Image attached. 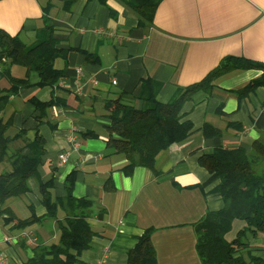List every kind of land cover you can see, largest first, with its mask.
Listing matches in <instances>:
<instances>
[{
  "label": "crops",
  "instance_id": "obj_1",
  "mask_svg": "<svg viewBox=\"0 0 264 264\" xmlns=\"http://www.w3.org/2000/svg\"><path fill=\"white\" fill-rule=\"evenodd\" d=\"M46 7L59 46L70 49L66 58L54 62L65 67V76L55 86H43L38 71L12 64L11 74L28 77L32 85L10 95L0 118L11 122L9 134L24 131L11 143L13 149L29 153L36 139H43L38 172L41 181L51 182L52 199L71 191L93 200L88 217L92 241L75 264H128L129 250L149 228L158 264H202L194 224L208 210L223 208L225 201L216 190L221 180H210L200 157L217 145L253 149L264 131V84L242 96L238 90L264 70L234 69L214 81L210 95L199 91L187 99L181 120L192 122L191 134L161 151L155 168L136 166L130 174L127 158L107 147L105 100L122 97L149 108L157 101L174 102L227 56L264 63V0H162L152 25L139 23L122 0H76L69 7L65 0H0V28L21 33L34 46ZM0 86H11L1 69ZM55 94L68 105L44 107L34 101L47 102ZM206 123L221 133L205 135ZM61 153H68L67 162L61 161ZM12 170L9 158L0 162V174ZM28 182L26 193L0 201V253L7 264H22L34 255L31 236L57 242V218L67 216L60 206L57 218L15 227L18 219L48 213L40 181L31 176ZM10 216L14 219L8 223ZM245 226L244 220H234L227 238H236ZM16 235L21 237L5 240ZM246 238L240 253L264 259V232L249 231Z\"/></svg>",
  "mask_w": 264,
  "mask_h": 264
},
{
  "label": "trees",
  "instance_id": "obj_2",
  "mask_svg": "<svg viewBox=\"0 0 264 264\" xmlns=\"http://www.w3.org/2000/svg\"><path fill=\"white\" fill-rule=\"evenodd\" d=\"M75 1L65 0V6L69 7ZM161 1L122 0L135 11L139 23L143 25H152L155 11ZM48 8H45L44 26L37 30L40 41L34 46L30 47L21 33L12 35L0 28V69L2 75L11 83L9 88L0 86V108L8 104L12 93L16 94L21 88L32 85L28 77L17 78L11 74V66L14 63L38 71L41 76L39 84L43 86H55L65 76V67L57 68L54 62L57 57L66 58L70 49L59 46L60 41L55 35L56 28L50 24ZM239 68L264 70V63L244 56H227L204 79L187 86L177 100L170 103L157 101L149 108H141L133 100L122 97L106 99L105 107L110 119L104 126L108 149L127 158L125 171L128 174L136 166L155 168L157 155L161 151L185 140L191 134L192 122L181 120L184 102L199 91L210 95L215 86L214 81L219 76ZM263 84L264 72L261 77L238 90V94L242 96ZM34 101L44 107L53 104L68 105L65 99L57 94L47 102L36 98ZM10 125L11 122H4L0 118V162L9 158L13 164L12 171L0 174V201L26 193L30 189L29 178L36 176L48 207L46 216L37 217L33 213L29 219H18L15 227H25L47 217L57 218L60 206L67 213L64 219L57 218L61 231L59 240L52 243L37 242L34 255L22 264H75L79 260L78 254L89 247L92 241L93 232L88 217L92 214L94 202L88 198H77L71 191L65 198L52 199L49 191L51 182L41 181L38 172V164L44 151L43 139L38 137L35 145L29 144V153H24L23 147L13 149L11 143L17 137H22L24 131L15 135L9 134ZM203 131L205 135L221 133L208 123ZM200 162L211 172L210 180H221L216 190L225 201L223 208L208 210L194 224L196 248L202 264H249L251 261L254 264H264L263 258L251 256L247 259L240 253L241 248L247 244V232H264V131L254 141L251 151L240 146L217 145L203 153ZM13 219L14 217L10 216L5 221L9 223ZM236 219L244 220L246 226L238 232L236 238L229 240L227 234ZM152 233L153 229L149 228L139 236L136 245L128 252V264H158Z\"/></svg>",
  "mask_w": 264,
  "mask_h": 264
},
{
  "label": "built area",
  "instance_id": "obj_3",
  "mask_svg": "<svg viewBox=\"0 0 264 264\" xmlns=\"http://www.w3.org/2000/svg\"><path fill=\"white\" fill-rule=\"evenodd\" d=\"M59 156L62 162L68 161V153H61ZM20 237H21L20 235L6 236L5 240L13 241V240H18ZM30 239H31V242H33L34 244L38 242V239L35 236H31ZM7 263H8V258L4 254L0 253V264H7Z\"/></svg>",
  "mask_w": 264,
  "mask_h": 264
}]
</instances>
